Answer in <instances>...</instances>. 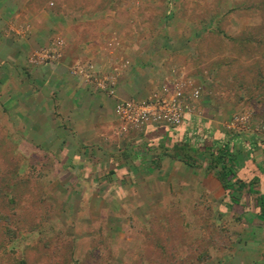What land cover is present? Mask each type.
Returning a JSON list of instances; mask_svg holds the SVG:
<instances>
[{
	"label": "crops",
	"instance_id": "crops-1",
	"mask_svg": "<svg viewBox=\"0 0 264 264\" xmlns=\"http://www.w3.org/2000/svg\"><path fill=\"white\" fill-rule=\"evenodd\" d=\"M91 1L0 0V95L8 106L18 108L17 112L6 114L14 128L8 130L25 131L27 145L34 144L48 152L53 150L55 184L58 183L56 195L66 198L68 234L71 242L78 246L73 250L80 252L79 246H84L79 254L86 257L87 253L96 256L99 250L108 247V258L128 259V250L133 249L132 244H137L136 239L120 237L129 227V214L143 226L146 220L152 229L160 221L169 223L174 211L179 214L183 211L189 213L183 218V224H187L186 220L192 218L188 210L193 206V197L204 209L210 202L209 222H214L217 228H220L221 217H227L231 224L233 219L238 223L234 228L236 235L245 233L241 242L236 235L234 239L228 238L225 244L229 248L224 250L223 240H210L208 234L202 232L193 239L196 254L203 251L201 244L209 242L213 254L209 258L218 257V261L226 264L228 258L240 252L242 244L250 263L264 264V133L260 131L264 118L248 122L250 119L246 117L245 123L233 128L229 115L234 114V107L220 97L225 91H217L209 97L206 88L203 98L197 100V107L183 122L175 126L150 124L138 131L122 133L121 123L114 114L116 101L144 98L156 83L169 75L170 66L191 71L192 63L189 56H184L183 49L165 44L158 46V53L153 55L154 52L144 63L140 60L141 53H137L132 44L107 54L110 48L106 45L111 35H134L138 29L135 23L142 22L143 17H148L149 21L139 28L141 34L161 38L168 44L178 39L177 30H168L174 16L172 12L165 15L169 11L168 0L163 15L134 18L125 15L133 19L131 29L128 17L121 15L117 21L112 17L110 24L106 15H69L89 13ZM51 5L55 7L50 8ZM219 18V15H206L198 26L192 24L186 44L196 49L198 39L191 37L205 35L211 25L212 28L217 23L221 25ZM231 18L234 20V16ZM56 35L63 38L57 61L44 60L40 65L26 63L28 48L47 46ZM104 36L109 37L104 40ZM190 46L186 45L189 54ZM89 63L94 72L98 66V73L106 72L104 77L113 78V95H107L73 70L78 66L85 68ZM146 65L148 74L137 77L135 74L140 73V67ZM203 79L206 84L213 82ZM210 85L213 88L214 85ZM259 116L264 117L263 112ZM219 151L227 155L219 160L215 158L210 165L212 155L217 157ZM222 164L228 174L226 188L221 179L225 175L217 174ZM156 196L159 197L155 199ZM161 203L167 205L164 211L159 208ZM138 210L143 212V217L134 214ZM242 221L246 222V229L244 225L243 229L240 227ZM209 222L204 220V226ZM174 244L172 241L173 254L185 253L181 248L176 250ZM232 244L234 249H230ZM111 250H116V255Z\"/></svg>",
	"mask_w": 264,
	"mask_h": 264
},
{
	"label": "rangeland",
	"instance_id": "rangeland-1",
	"mask_svg": "<svg viewBox=\"0 0 264 264\" xmlns=\"http://www.w3.org/2000/svg\"><path fill=\"white\" fill-rule=\"evenodd\" d=\"M166 2L167 0H92V4L89 5V13L72 12L69 15H106L108 24L112 22V17H115L117 21L116 18L121 15L123 18L128 17V28L131 29V27H134V22L133 19H130V16L134 18L137 15H163L167 10ZM168 3L170 5L169 11L165 15H171L168 14L170 12L174 14L172 20H170L171 26L168 30H177L179 36L176 37L178 39L169 41L168 44V41H163L161 38L141 34L139 28L142 27L144 22L148 23L149 21L146 19L148 17H143L145 20L143 19L142 22L140 20L136 21L135 24L138 29L134 35L127 37L110 36V43L106 45V48H110V50H107V54L109 55L110 51L113 53L115 48L123 49L124 47L126 49V46L132 44V48L137 53H141L140 60L141 63H144L147 61L146 58L150 59V55L154 52L153 55L158 53V46L162 44L173 45L174 48L178 46V49H183L184 56H189V62L192 63V70L185 68V71L195 79L197 84L201 85L203 90L207 88V91H211V93H209L210 91L207 92L209 97L217 91H225V94L220 97H223L232 105L231 107H234V114L230 113L229 115L233 128L245 123L246 117L250 119L247 120L248 122H254L256 118H264L259 116L262 112L264 114V0H168ZM54 7L55 5L50 6V8ZM206 15L220 16L223 35L214 31L215 28L211 29V25V27H208V32H206L209 35L191 37V39H198L196 49H193L188 43L186 44L185 38H188L189 28L192 27V24L198 26L201 23L200 19ZM232 16H234V20L231 18ZM161 26L162 22H160ZM110 29L112 30V28ZM57 36L62 41L63 38L56 35L53 37V42L58 38ZM108 37L106 36L104 40ZM113 38H115V41ZM50 42L47 43V46H41L42 48H28L25 54L26 63L40 65V63L43 64L44 60L47 62L57 61L61 49L55 46L53 42L50 44ZM137 45L139 47H136ZM186 45L190 46L191 54L186 49ZM185 58L188 59V57ZM126 65L129 67L131 63ZM147 66L140 67L142 70H139L140 73L135 75L137 77L140 74L146 76L148 74L145 72L148 71ZM172 68H175L176 71L179 70L178 67L172 65L169 67V72ZM97 69L98 66L95 73L93 65L89 63L85 68L78 66L73 70L78 74L81 73L84 79L96 88L106 92L107 95H111L110 92L113 89L115 90L113 78L105 79L106 72L102 73L101 71L98 73ZM25 72L29 75V71L25 70ZM210 72H213L214 75L212 76ZM166 76L161 80L162 82ZM99 77L103 82H100ZM204 77L213 82L208 81V84H206ZM137 81H139V78ZM161 81L158 84L156 83L157 85L155 84L147 95L157 90L162 84ZM210 84L214 85V89ZM202 96L203 93L201 99ZM197 100L191 102V110L197 107ZM17 109L16 106H8L6 100H2V95H0V264H14V258H24L26 264H193L194 262L190 258L184 259L195 245L193 239L198 238L202 232L208 234L211 239L219 242L223 240L225 248H227L225 244L227 238L234 239V235H236L234 228L238 227V223H234L233 219L231 224L227 217H221L218 224L220 228H217L214 222H209L211 221L210 210L212 208L208 201L207 209H204L201 204H196L193 209L199 210L191 212L195 227L182 238L184 242H189L187 252L184 254H173L174 252L170 251L172 241L166 238L170 236L172 239L173 229L177 230L176 220L179 213L175 211L172 215L173 219L168 223L172 228L169 233L166 232V227L163 229L166 222L164 220L152 229H146L143 224L137 222L135 217H132V214H129V227L121 233L120 237L132 241L136 239L137 244H132L134 250H128L130 252L127 255L128 259L113 256L108 258L110 252L107 245L106 250H99L96 256L87 253L86 257H83L84 254H79L83 251L84 246H79L80 252H74L73 247L78 248V246L71 242L68 234L69 226H67L68 221L66 222L68 218H66L64 211L66 198L65 196L56 195L58 183L55 184L57 182L55 179L56 170L54 169L55 161L51 156L54 155V152L53 150L48 152L38 149L34 144L27 145L25 138L28 133L25 131L20 129L8 130L12 126L10 122L8 123L6 114H12L13 110L17 112ZM244 120L245 122H243ZM258 124L263 123L259 122ZM256 127H259V125ZM260 131L264 133L261 126ZM190 157L192 161V156ZM161 180L165 181L164 179ZM158 197L156 196L155 199ZM192 199L195 198L192 197ZM160 200L161 197L159 202L162 201ZM162 204L159 208L164 211L167 205ZM142 213L140 210L134 212L136 216L140 217H143ZM204 215L207 218H204ZM59 216L60 218L56 219ZM167 216H169V213ZM218 217L220 216L218 215ZM204 220L209 222L206 226H204ZM145 222L147 221L143 220V223ZM245 224L246 222L242 221L240 227L242 228L244 225L243 228L246 229ZM8 227L12 229V233H8ZM74 232L77 233L78 231L74 229ZM244 236L245 233L239 232L235 238L241 242ZM156 242H159L160 246ZM231 246L230 249H234V244ZM243 246L245 245L240 244V252L234 253V256L228 258L227 263H225L252 264L247 258L248 252ZM111 251L113 255H116V250ZM122 251L124 252V250ZM217 258L213 260L207 257L206 262L207 264H222Z\"/></svg>",
	"mask_w": 264,
	"mask_h": 264
},
{
	"label": "built area",
	"instance_id": "built-area-1",
	"mask_svg": "<svg viewBox=\"0 0 264 264\" xmlns=\"http://www.w3.org/2000/svg\"><path fill=\"white\" fill-rule=\"evenodd\" d=\"M53 43L58 47L62 45L59 37ZM178 69L176 71L172 68L170 74L163 80L164 83L161 81L162 84L158 89L144 98L116 101L114 114L121 123L122 133L141 130L147 124L175 126L182 121L186 113L192 111L191 102L200 98L203 89L194 78L189 76L184 67ZM99 80L103 82L102 79ZM110 93L113 95L114 89ZM261 128L264 129L262 126Z\"/></svg>",
	"mask_w": 264,
	"mask_h": 264
},
{
	"label": "trees",
	"instance_id": "trees-1",
	"mask_svg": "<svg viewBox=\"0 0 264 264\" xmlns=\"http://www.w3.org/2000/svg\"><path fill=\"white\" fill-rule=\"evenodd\" d=\"M220 20H221V18H219ZM220 20H219V22H220ZM213 29V28H212ZM215 29L216 30H218V32H222L221 30H220V24L219 23H217V25L215 26ZM189 113V112H188ZM188 113H186L184 116H183V119H182V122H183V120L185 119V117H186V115L188 114ZM225 155H227L226 154V152H223V151H219V154H217V157H216V154H215V156L213 157V155H212V158H211V161H210V165H212L213 164V162H214V160H215V158H217V160H219V159H221L222 157H224L225 158ZM218 175H225V176H223L221 179H222V181H223V184H224V187L226 188V180H225V178H226V176L228 175L227 173H226V171L227 170H225L224 169V166H223V164L221 165V168H220V170L218 169ZM198 202V199H191V203L193 204V206H191L190 207V210H188L189 212H190V215H191V212H193L194 211V209L193 208H195V206H196V203ZM189 213L188 212H183V211H181V213L178 215V219L176 220V228H177V230L175 231L174 229H173V235H172V239H171V237L170 236H168V237H166L167 238V240H169V241H173V242H175V246L176 247H174V248H181V249H183L185 252H187V249H188V245H189V242H184L183 241V237L185 236V234H188L189 232H191V230H192V228H194L195 226H194V224H193V222H192V219L193 218H188V220H186V222H187V224H183V218H184V216L185 215H188ZM56 219H58V217L56 218ZM191 219V220H190ZM144 227L146 228V229H149V225H148V223L146 222V223H144ZM164 227H166L167 228V230H166V232L167 233H169L170 231H172V228H170V225L168 224V220H166V222L164 223V225H163V229H164ZM170 229V230H169ZM230 229H232V228H230ZM12 233V229H10V227H8V233ZM178 233H179V235H178ZM210 240H211V238H209ZM228 239V238H227ZM202 241H204V240H202ZM159 246H160V243L158 242L157 243ZM224 244V243H223ZM222 244V245H223ZM201 246V248H203L202 250L203 251H199V249H198V247H196V250L197 251H199L197 254H196V252H195V248L193 247V249H192V251L188 254V255H186L185 256V259L184 260H186V258H190V260L192 261V262H194L193 264H207V262H206V259H207V257H210L211 255H213V254H211L210 253V251H211V245L209 244V242H207V244H201L200 245ZM226 249H228V246H227V248H225L224 250H226ZM213 250H215V248L213 247L212 248V251ZM73 251H72V249H71V253H72ZM75 252V251H74ZM184 258V257H183ZM13 262H14V264H26V261L24 260V258H14L13 259ZM78 262V261H77ZM105 262V261H104Z\"/></svg>",
	"mask_w": 264,
	"mask_h": 264
}]
</instances>
